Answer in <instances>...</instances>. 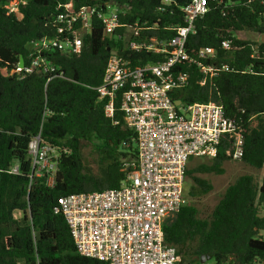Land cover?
I'll use <instances>...</instances> for the list:
<instances>
[{"label":"trees","instance_id":"16d2710c","mask_svg":"<svg viewBox=\"0 0 264 264\" xmlns=\"http://www.w3.org/2000/svg\"><path fill=\"white\" fill-rule=\"evenodd\" d=\"M8 1L0 0V264H107L77 251L64 216L54 209L60 196L118 188L124 178L122 159L136 157V134L124 125L118 100L107 117L96 89L110 50L123 42L104 35L101 20L94 16L78 53L48 52L62 76L16 67L20 58L28 63L30 40L56 35L59 4L70 3L73 10L98 5L105 11L106 4L126 1L118 30L138 21L149 33L168 38L183 25L176 3L185 0H174L163 9L160 0H26L19 17L7 12ZM208 5L186 48L193 57L200 49H214L215 57L205 62L216 65L218 74L200 85L198 68L180 62L173 70L188 73L189 82L170 96L184 104L209 99L222 104L226 115L245 129L240 161L262 171V176L256 180L239 175L207 215H201L194 202L182 203L163 225L164 239L176 248L178 264H264V238L259 236L264 231V41L234 36L245 30L264 34V0H208ZM225 39L231 40V48H221ZM157 57L129 56L139 63ZM38 132L57 148L51 185L46 175L33 174L28 154V142ZM84 142L92 145L96 171L82 156ZM226 160L222 149L214 158H190L183 194L190 199L207 194L212 184L199 174L222 173ZM14 164L18 173L8 172Z\"/></svg>","mask_w":264,"mask_h":264},{"label":"built area","instance_id":"2783aa9c","mask_svg":"<svg viewBox=\"0 0 264 264\" xmlns=\"http://www.w3.org/2000/svg\"><path fill=\"white\" fill-rule=\"evenodd\" d=\"M171 2L174 0H160L159 8ZM25 3L26 0H9L4 7L19 17ZM127 4H106L105 11L98 5H82L73 10L70 3L59 4L54 19L56 35L30 40L28 63L17 64L16 71L48 75L55 72L62 76L48 52L78 53L82 34L90 31L94 16L101 20L104 35L123 42L122 47L111 50L96 89L104 100L107 117L113 115L118 100L124 125L136 134V157L122 159L124 178L118 188L60 196L54 211L64 216L76 249L84 256L107 264H178L176 248L165 242L163 225L182 205L190 158H214L222 149L229 160H240L245 129L227 116L217 101L184 104L170 96L172 90L189 82L188 73L173 70L180 62L198 68L202 74L200 85L211 82L218 74L216 65L205 62L215 57L214 49H200L193 57L186 48L188 36L195 32L196 20L209 10L208 0L176 3L183 13V25L168 38L149 33L138 21L124 31L118 30L119 13ZM111 5L117 8L109 10ZM234 36L238 37L237 32ZM231 45V40L221 42L222 49ZM256 46L251 44L252 48ZM135 53L158 57L145 63L133 62L129 56ZM248 120L255 125L253 119ZM28 154L33 174L46 175V182L51 185L57 168V148L38 132L28 142ZM8 172L18 173V166L14 164ZM259 236L264 238L263 230Z\"/></svg>","mask_w":264,"mask_h":264},{"label":"rangeland","instance_id":"374dc122","mask_svg":"<svg viewBox=\"0 0 264 264\" xmlns=\"http://www.w3.org/2000/svg\"><path fill=\"white\" fill-rule=\"evenodd\" d=\"M117 8L116 5H111L109 10H115ZM237 36L242 39H249L252 41H258L261 37L253 32V31H238ZM82 156L84 160L89 163L91 168L96 171L97 170V163H96V156L93 153L91 143L84 142L83 147L81 149ZM224 171L220 174L214 173H204L199 174L200 176L206 178L211 184L212 189L205 195L190 199L186 193L183 194V204L194 202L199 210L201 215H207L214 205L217 203L218 199L221 197L225 188L232 183L239 175L247 174L252 175L256 180H259L262 176V171L256 170L244 163L240 160L233 161V160H226L223 163Z\"/></svg>","mask_w":264,"mask_h":264},{"label":"water","instance_id":"95a60500","mask_svg":"<svg viewBox=\"0 0 264 264\" xmlns=\"http://www.w3.org/2000/svg\"><path fill=\"white\" fill-rule=\"evenodd\" d=\"M261 41H264V34H263V36L261 37ZM110 52H113V51H110ZM19 66H23V58H20V60H19ZM178 104H181V102L180 101H178L177 102ZM204 258L202 257V260H203Z\"/></svg>","mask_w":264,"mask_h":264},{"label":"crops","instance_id":"0c3cea01","mask_svg":"<svg viewBox=\"0 0 264 264\" xmlns=\"http://www.w3.org/2000/svg\"><path fill=\"white\" fill-rule=\"evenodd\" d=\"M109 4H114V3H109ZM262 36H263V35H262ZM262 36H261V37H262ZM260 40H261V38H260ZM110 51H111V50H110Z\"/></svg>","mask_w":264,"mask_h":264}]
</instances>
